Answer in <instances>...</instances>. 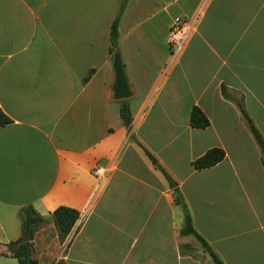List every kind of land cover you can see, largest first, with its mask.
Wrapping results in <instances>:
<instances>
[{
	"label": "crops",
	"instance_id": "crops-1",
	"mask_svg": "<svg viewBox=\"0 0 264 264\" xmlns=\"http://www.w3.org/2000/svg\"><path fill=\"white\" fill-rule=\"evenodd\" d=\"M120 1L0 0V111L9 119L0 126V259L17 264L5 243L20 235L17 211L30 205L43 217L30 240L37 264H213L178 232L174 195L187 202L184 181L169 173L168 187L158 154L169 140L138 133L170 123L149 121L154 107L183 115L195 157L224 151L210 167L190 165L189 175L205 171L203 216L188 206L194 230L221 264H264V166L248 126L264 142V0H126L116 53L131 95L115 100L108 33ZM176 16L195 20L170 58ZM192 106L206 127H190ZM199 191L194 178L190 192ZM59 205L78 212L63 241L49 215ZM74 228L75 244L65 245Z\"/></svg>",
	"mask_w": 264,
	"mask_h": 264
},
{
	"label": "trees",
	"instance_id": "trees-1",
	"mask_svg": "<svg viewBox=\"0 0 264 264\" xmlns=\"http://www.w3.org/2000/svg\"><path fill=\"white\" fill-rule=\"evenodd\" d=\"M126 0H121L118 7V12L116 16L111 21L108 33L109 46L108 52L116 53V41H117V21L119 14L121 13ZM89 74V73H88ZM87 76V75H86ZM86 77H84L85 79ZM221 93L224 97H228L224 88L221 87ZM236 104L239 107L241 113L245 114L242 110L241 104L236 100ZM119 116L122 121H129V110L128 105L125 102H120L119 105ZM9 122V119L0 111V126ZM188 123L192 128H204L208 125V120L206 116L197 106H192L188 114ZM249 130L255 139L261 157V164L264 166V142L257 132V130L249 124ZM224 156V151L219 147H209L201 155L195 157L190 161V165L193 169L199 170L202 168L210 167L220 161ZM174 201L181 208L183 220L182 225L179 229L180 235L191 234L193 235L200 243L202 248L208 253L213 264H221L219 259L216 257L211 248L206 244L204 239L194 230L189 212L184 204L183 200L177 195H174ZM17 215L20 220V235L12 241L5 243L6 251L8 255L16 260L17 264H37L36 260L31 257V238L34 228L38 223L43 221V217L37 214L30 205H25L18 209ZM54 228L56 230L57 237L60 241H63L64 238L70 233L74 222L78 218V212L75 209L59 205L54 208L49 213ZM26 236L27 240H23V237ZM55 264H60L56 262Z\"/></svg>",
	"mask_w": 264,
	"mask_h": 264
},
{
	"label": "rangeland",
	"instance_id": "rangeland-1",
	"mask_svg": "<svg viewBox=\"0 0 264 264\" xmlns=\"http://www.w3.org/2000/svg\"><path fill=\"white\" fill-rule=\"evenodd\" d=\"M169 55H170V58H172L170 53ZM145 106H146V103H144L143 109ZM151 111L153 113L154 107L152 108ZM152 113L148 117L149 121L151 122L153 121L151 117L158 116L159 121H162V122L170 121V123H167L165 125H157L156 127L157 129L155 130H152L151 128H149V131L146 129L145 131H143L141 128L138 133L140 134L145 133L147 137L153 138V139L163 138L164 140H169V143L164 144L158 153L162 157L166 165L165 167L166 171L163 170V172H165L168 176H169V173L173 174L177 179L184 181L180 187V191L183 194V196L186 198L187 202H184V201L183 202L186 205L187 210H188V206L192 209V212L195 218L197 219L203 216V213L205 210L206 200L204 196V187H203V183L205 179V171H200L192 175H189V173L192 172V168L188 162V159L191 156H193L194 158L196 156V152H198L200 148L192 147V149H190L187 146V142L189 140L188 131L186 130L184 124L180 123V118H182L183 115L173 114L169 112L164 117L163 115H156L155 113L154 114ZM172 122L174 123V125H172ZM130 139L132 140L133 137L131 136ZM194 178H196L199 181V185H200V191L197 192L196 194H192L190 192V181ZM171 180L173 181V179ZM176 192H177V195L182 199V196L179 190H177ZM175 207L179 211L180 217H182V220H183V215H182L180 206L177 204ZM74 231H75V228L73 229V232L69 236L68 240L65 242V245L69 243L70 239H71L70 245L75 244L77 234L74 235L73 234ZM200 249L204 250L201 245H200ZM9 261H13L10 263H15L14 260H9ZM0 262L2 264H8V262L4 261L3 259H0Z\"/></svg>",
	"mask_w": 264,
	"mask_h": 264
},
{
	"label": "built area",
	"instance_id": "built-area-1",
	"mask_svg": "<svg viewBox=\"0 0 264 264\" xmlns=\"http://www.w3.org/2000/svg\"><path fill=\"white\" fill-rule=\"evenodd\" d=\"M194 20L195 17L184 18L176 16L169 24L166 34V44L172 57L183 49L189 35L193 31ZM106 172L107 170L100 166L93 168L95 176L103 178Z\"/></svg>",
	"mask_w": 264,
	"mask_h": 264
},
{
	"label": "water",
	"instance_id": "water-1",
	"mask_svg": "<svg viewBox=\"0 0 264 264\" xmlns=\"http://www.w3.org/2000/svg\"><path fill=\"white\" fill-rule=\"evenodd\" d=\"M112 70L114 74V78L110 87L112 99L120 100L129 97L131 95V91L125 79L120 57L117 53H114L112 57ZM126 123L127 121H125V124ZM144 154L151 163H155V159L148 152L144 151ZM161 174L164 177L168 187L172 188L175 186L174 181H172L165 172L161 171ZM23 240H27V237L24 236Z\"/></svg>",
	"mask_w": 264,
	"mask_h": 264
}]
</instances>
